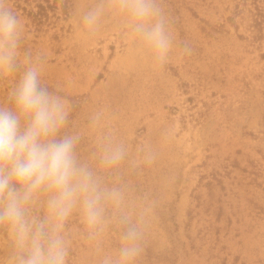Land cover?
<instances>
[{
  "label": "rangeland",
  "instance_id": "rangeland-1",
  "mask_svg": "<svg viewBox=\"0 0 264 264\" xmlns=\"http://www.w3.org/2000/svg\"><path fill=\"white\" fill-rule=\"evenodd\" d=\"M20 18L17 69L0 74V105L30 66L68 112L60 137L99 188L95 227L77 205L63 221L66 264H264V0H154L172 48L159 61L123 0H69L43 23L36 0H0ZM95 12L93 24L85 18ZM187 44L190 53H183ZM121 161H102L114 149ZM47 194L31 208L47 215ZM0 227V264H15Z\"/></svg>",
  "mask_w": 264,
  "mask_h": 264
},
{
  "label": "clouds",
  "instance_id": "clouds-1",
  "mask_svg": "<svg viewBox=\"0 0 264 264\" xmlns=\"http://www.w3.org/2000/svg\"><path fill=\"white\" fill-rule=\"evenodd\" d=\"M135 31L164 61L172 48V37L154 0H123ZM96 13L85 18L91 25ZM20 18L0 3V74L17 69ZM183 53H190L187 44ZM9 103L0 105V226L7 227L15 249V264H66L67 242L61 235L63 221L79 205L89 227L103 217L102 201L115 192L99 188L92 172L78 163L77 137L63 136L68 112L60 97L40 85L38 67H28L8 93ZM123 158L120 149L106 153V166ZM47 194V215L40 219L31 208ZM121 248L124 264L138 253L135 229ZM107 264V262H106Z\"/></svg>",
  "mask_w": 264,
  "mask_h": 264
},
{
  "label": "trees",
  "instance_id": "trees-1",
  "mask_svg": "<svg viewBox=\"0 0 264 264\" xmlns=\"http://www.w3.org/2000/svg\"><path fill=\"white\" fill-rule=\"evenodd\" d=\"M31 1V0H25ZM69 0H36L37 9H28L26 6L23 7L27 11L30 18L35 23H43L50 17V11H55L59 5H63L64 12L67 10V4ZM1 227V226H0Z\"/></svg>",
  "mask_w": 264,
  "mask_h": 264
}]
</instances>
